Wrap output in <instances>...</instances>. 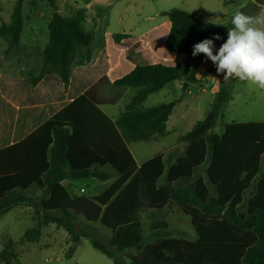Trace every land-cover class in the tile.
I'll return each mask as SVG.
<instances>
[{
    "label": "trees",
    "instance_id": "16d2710c",
    "mask_svg": "<svg viewBox=\"0 0 264 264\" xmlns=\"http://www.w3.org/2000/svg\"><path fill=\"white\" fill-rule=\"evenodd\" d=\"M25 1L16 0L10 22L0 25V36L9 42L6 53L19 46ZM46 1L53 14L36 80L43 78L40 87L33 89L34 81L0 77V217L16 206L34 204L28 192L39 189L44 197L34 206L36 223L25 230L22 240L37 242L44 227L55 224L68 233L69 257L87 238L114 264H122L118 254L124 259L123 253L132 248L140 253L130 254L126 264H264V121H232L222 133L213 132L222 104L229 100V82L216 93L206 117L180 137L186 145L182 154L176 147L139 165L128 146L167 135V122L178 100L149 108L143 103L170 82L185 77L195 82L194 66L206 58L193 57V45L219 35L218 49L227 39V27H209L179 8L164 11L169 30L160 27L145 38L167 32L165 40H159L167 60L136 65L114 81L116 86L134 89V94L113 120L93 91H85L106 72V53L93 66L71 71L80 48H86L90 57L92 34L85 26L86 9L75 6L63 14L54 0ZM261 4L252 3L256 10L251 15ZM230 20L225 25L230 26ZM121 37L117 34L115 39ZM175 53L186 60L170 61ZM27 92L32 103H50V111L36 126L20 128L12 141V103ZM107 165L119 177L98 195L74 196L63 185L64 180L88 178ZM98 178L108 180L109 174L98 172ZM173 205L191 219L197 238L157 233L158 239L144 245L141 214L155 217ZM79 221H83L80 228ZM96 224L111 231L107 241L99 236ZM153 228L164 230L168 223L161 218ZM1 244L0 261L17 260L13 239L5 236Z\"/></svg>",
    "mask_w": 264,
    "mask_h": 264
},
{
    "label": "rangeland",
    "instance_id": "374dc122",
    "mask_svg": "<svg viewBox=\"0 0 264 264\" xmlns=\"http://www.w3.org/2000/svg\"><path fill=\"white\" fill-rule=\"evenodd\" d=\"M56 5L61 6L63 3L71 0H54ZM78 4H81L94 19L97 24V28L109 27V29H116L118 24L116 23L114 15L108 13V2L113 0H74ZM118 6L116 14L118 17H125L124 11L128 13L130 18H135L136 7L140 6L141 11L145 10L142 15H151L154 7H167V8H179L188 11L202 20L209 27H218L227 23L232 15V12L236 9L245 8V12L253 14L256 7L252 3H256L257 0H117ZM264 3V0H259ZM15 0H3L4 4V17H7V13L12 11V5ZM77 3H66L63 6V14H68L71 7H80ZM144 5V6H143ZM33 7L35 12L34 22L37 25H43L44 19L49 13L52 12L51 7L46 0H32L26 6L25 14L28 15L29 9ZM223 12V14L221 13ZM215 22V23H214ZM220 23V24H216ZM120 23L119 25H121ZM86 28H90L89 24H85ZM27 27V24H26ZM26 27L23 33V37H26ZM41 27V26H40ZM45 33L48 34L47 27ZM47 36V35H46ZM97 43L89 46V49L93 53H96L97 47H99V38L96 35ZM98 44V45H97ZM5 42L0 38V57L4 53ZM44 55L42 54V57ZM205 58V57H204ZM194 62L191 63L193 67ZM195 70V82L187 81L186 77L180 81H176L177 92L174 91V85L167 86L161 91L152 94L144 102L143 106H154L163 102H169L176 99V95H182V100L187 104L188 108L187 117L185 122H182L178 128L174 131L162 137L161 141L154 142H137L130 143V149L134 154L137 162H141L147 159L155 151H165L167 148L175 145L180 135L187 133L198 122L202 121L208 112L211 110L212 98L216 96V93L220 90L221 86L225 83L223 76L216 72V68L212 62L205 61L203 59L200 64L194 66ZM229 88V100L222 104V115L217 119L216 125L213 128L214 133H222L226 123L232 121L235 122H248V121H264V90L259 89L253 85L239 82L235 79L228 81ZM186 84V85H185ZM125 96L122 97L117 105L106 107L107 110L112 112L123 110L127 102L130 101V93L132 88H124ZM178 93V94H176ZM214 101V100H213ZM183 105H178L175 114L180 110L182 111ZM178 153L182 154L186 145L179 143L178 141ZM264 165V158H263ZM205 167L202 169V172ZM104 172L109 174L107 181L100 180L94 176L84 178L82 181L76 183L78 189L80 186L84 188V192L81 195L94 196L103 191L104 188L109 186L118 178V173L109 165L105 166ZM163 183V182H162ZM255 190V185L252 186L250 193ZM79 193V191H78ZM74 196H77L74 194ZM27 210L24 207H17L12 210L7 216L0 218V233L8 228V233H4L0 236V251L2 249V242L5 236H9L15 242V248L19 255L17 261H11L4 263L0 261V264H75L77 260L80 264H92L95 262L94 256L101 258L105 262L111 263V259L103 255L100 251L96 250L86 238L84 244H81L78 251L73 257L67 256V250L69 247L67 238V232L60 228L55 229L54 232H47L48 235H43L37 242H26L22 240L23 233L29 227L34 226L32 219H35L34 209H30V212L26 216L17 217L18 212ZM28 212V210L26 211ZM32 216V219H31ZM17 217V218H16ZM161 218L165 219L168 223V228L164 230H155L154 224ZM142 230L144 245L154 242L158 239L157 233H162L164 237L174 238H187L195 240L197 235L193 229L191 219L186 216L182 210L173 205L166 208L164 211L157 212L155 217H150L148 213L141 214ZM83 221H79V228L83 225ZM95 227L99 232V236L107 241L111 237V231L96 224ZM48 242L50 245H43ZM138 249H128L123 253L124 259L118 254V258L122 264H126L128 256L132 253H136ZM91 252L94 255H91Z\"/></svg>",
    "mask_w": 264,
    "mask_h": 264
},
{
    "label": "crops",
    "instance_id": "0c3cea01",
    "mask_svg": "<svg viewBox=\"0 0 264 264\" xmlns=\"http://www.w3.org/2000/svg\"><path fill=\"white\" fill-rule=\"evenodd\" d=\"M29 1H32V0H26L23 6L24 25H23L22 32L20 34L19 46L12 49L9 53H6V49L8 48L9 42L6 38H3L0 36V38L5 42L4 53L0 57V77L7 76V77H13L16 79H24L32 83L34 81L32 88L37 89L40 87V84L43 80V78H41L40 80L36 81L37 78L39 77L40 70L43 65V60H44V56L42 57L43 50L45 46L47 45L48 38H49L48 34L45 33V28L47 27L48 29V24H49V21L51 20L53 11L49 13L47 17L44 19L43 25H37V23L34 22L33 20L34 14H35L33 7L29 9L28 15L25 14L26 6L29 3ZM15 2L12 5V10H13ZM72 2L77 3V1L71 0V1H67L63 3L61 6L58 5L59 11L63 13L64 4L72 3ZM118 2L119 1L117 0H113L112 2L109 1L107 3L109 7L108 13H110L111 15H114L113 16L115 18L114 21H116V23L118 24V27H116V29L114 30L109 29V27L97 28L96 22H94V19L90 16L89 12L86 10L87 20L85 24H89V26H91L90 28H88V30L92 34V42L90 44V47L94 43L95 44L97 43L96 35L99 38V47H97L96 53H93L92 50L89 49L90 51L89 58L87 57V49L80 48L74 54V57L71 62V71L73 72L78 67L93 66L98 61L100 55L103 52L106 53V56H107L106 72L104 73V75L98 78L92 85H90V87H88L85 91H88L89 89L93 91L94 95L100 100L99 106L101 107V109L107 115H109L113 120H116L124 109L123 110L119 109L118 111L112 112L110 110H107L106 107H110V106L112 107V106L117 105L118 101L122 97L125 96L124 88H127V87H119V86L114 85V81L118 78H121L125 74H127L136 65H144V64H150V63H155L159 61H166L167 57L163 55L162 45L159 43L160 42L159 40L164 41L167 36V32L164 34L154 35L151 39H146L145 36L152 30H155L157 28L164 27L168 31L170 27L168 16L163 14L164 11H167L170 8L154 7L153 13L147 16L145 14L142 15V13H145V10H144L145 8L143 9V11H141L140 6H138L136 7V9H134L135 10L134 14L136 15L135 18H130L131 16H129L128 13H126V11H124L125 17H118L115 11L117 10L115 7L116 6L119 7ZM77 5L80 7H83L81 4L77 3ZM261 10H264V3L260 5L259 11ZM11 13L12 11L8 12L7 17H4V4H3V0H0V25L2 23L10 22ZM120 23L122 24L119 25ZM26 24H27V27H26ZM25 27H26V37L24 39L23 33L25 30ZM117 34H121L123 37L117 40L115 39V36ZM173 56L174 54L170 58V61H172L171 59L173 58ZM178 60L184 61L186 60V56L183 54L179 55ZM176 81L181 82V80H176ZM176 81L166 84L164 88L167 86L174 85L172 87L174 91L177 92V86L175 84ZM13 85H15L16 87L18 83L13 84ZM133 94H134V90H132V92L130 93V98L132 97ZM151 95L152 94H150L149 96ZM176 96L177 97L174 100H178V102L175 105L173 112L170 115L169 120L167 122V135L170 133V131L176 130L182 122H185V118L187 117V114H186L187 113L186 109L188 108L187 104L183 102L182 95L180 96L176 95ZM29 98L30 97L27 92L25 93V95H21V97L17 96L15 101L12 103L15 107V112L11 114L12 120L10 122L12 141L14 140V137L20 128L25 129L31 125L36 126L38 119L42 117V115H45L46 113L50 111V108H48L49 107L48 105L50 103H36L35 104V103H32L29 100ZM213 100H214V97L212 98L211 104L213 103ZM181 104L183 105L182 111L180 110L177 114H175V110L177 106ZM143 107L149 108L152 106H143ZM182 135L178 137L177 143L175 145H172L171 147L167 148L165 151H155L152 154L148 155L149 157L147 159L141 162H137V163L140 165L146 160L152 158L153 156L159 153H165V154L170 153L173 149L178 147V141L179 143H182L179 140ZM165 136H153L148 141H140V142H146V143H149L150 141L158 142V141H161L160 139H162V137H165ZM134 143H137V142H134ZM128 146L130 149V144ZM104 167H98L97 171H93V172H96L97 174L98 172H104L103 171ZM94 177L98 178V175ZM83 179L64 180L63 185L68 188V190L70 191L72 195L75 194L78 196V195H81L80 189H84V188L80 186L78 189L76 183L79 181H82ZM28 195L34 198L33 200L34 204H30L26 206L21 205V206L14 207V208L24 207L28 210V212H26L27 210H22L21 212H18L17 217L28 215V213L30 212V209H34V206L37 205V203H39L41 199L44 197L43 191L39 189H31L28 192ZM14 208L10 209L7 213L2 215L0 218L7 216L9 213L12 212ZM31 219H32V216H31ZM32 221L34 222V225H35L36 223L35 219H32ZM53 227H55V229H60V228H57L55 224H49L48 226L44 227L41 237L43 235L44 236L48 235L47 232H54ZM4 233H8V228L2 231L0 233V236ZM84 239L86 238L82 239L81 244H84L83 242ZM66 241H68V233H67ZM43 245H50V244L48 242H45L43 243ZM80 245L75 249L71 257L75 255ZM89 253L91 255H94L91 252ZM139 253H140V250L132 254H139ZM18 258H19V255H18ZM94 259H95V262H93L92 264H114L112 259H111L112 261L111 263L105 262L104 260H102L101 258L97 256L96 257L94 256ZM17 260H14V261H17ZM75 264H80V263L77 260Z\"/></svg>",
    "mask_w": 264,
    "mask_h": 264
},
{
    "label": "clouds",
    "instance_id": "9594fccd",
    "mask_svg": "<svg viewBox=\"0 0 264 264\" xmlns=\"http://www.w3.org/2000/svg\"><path fill=\"white\" fill-rule=\"evenodd\" d=\"M223 25L227 27V39L219 48L215 41L221 37L215 35L195 43L192 56L203 54L225 82L235 79L264 90V10L250 15L236 9L230 26Z\"/></svg>",
    "mask_w": 264,
    "mask_h": 264
},
{
    "label": "built area",
    "instance_id": "2783aa9c",
    "mask_svg": "<svg viewBox=\"0 0 264 264\" xmlns=\"http://www.w3.org/2000/svg\"><path fill=\"white\" fill-rule=\"evenodd\" d=\"M219 43V42H218ZM221 45V44H220ZM219 45V46H220ZM179 55H182V54H178V53H175L173 58L171 59L173 62H178V58H179ZM80 192L83 193L84 192V189H80Z\"/></svg>",
    "mask_w": 264,
    "mask_h": 264
},
{
    "label": "water",
    "instance_id": "95a60500",
    "mask_svg": "<svg viewBox=\"0 0 264 264\" xmlns=\"http://www.w3.org/2000/svg\"><path fill=\"white\" fill-rule=\"evenodd\" d=\"M96 175H98L96 172H93V171L91 172V176H96Z\"/></svg>",
    "mask_w": 264,
    "mask_h": 264
}]
</instances>
